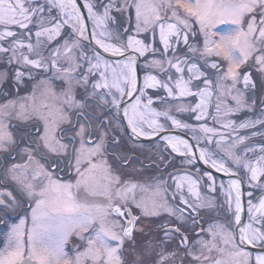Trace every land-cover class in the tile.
Listing matches in <instances>:
<instances>
[{
  "label": "snow or ice",
  "instance_id": "1",
  "mask_svg": "<svg viewBox=\"0 0 264 264\" xmlns=\"http://www.w3.org/2000/svg\"><path fill=\"white\" fill-rule=\"evenodd\" d=\"M83 8L0 0V264H264V0Z\"/></svg>",
  "mask_w": 264,
  "mask_h": 264
},
{
  "label": "flooded vegetation",
  "instance_id": "2",
  "mask_svg": "<svg viewBox=\"0 0 264 264\" xmlns=\"http://www.w3.org/2000/svg\"><path fill=\"white\" fill-rule=\"evenodd\" d=\"M151 143H153V142H151ZM151 143H141V142H137L134 140H130L128 138V135L126 132L125 139L122 141L121 145L119 146V148L117 150L132 155L133 163H135L139 167H144V165L141 164V161H144L145 163H147V161H145V156L148 153H147L146 149L140 148L137 145L138 144H144V145L150 147ZM180 159L181 158L177 157L176 158L177 162ZM196 167L200 168L197 164H196ZM200 169L203 170L202 168H200ZM171 170L172 169L169 168V169H166L165 171H171ZM122 171L125 174L128 173L127 169H124ZM144 174L150 176V175H158L159 173L156 171L155 166L153 165L152 168L146 169ZM63 178L64 179H71V176H64ZM3 189H10L13 191L14 195L19 197V193L16 192L14 186L11 183H9L7 185H0V190H3ZM27 208H28V204L26 201L24 202L22 208L15 210V211L0 208V250H2V248L4 246L5 241L3 239V236H4V234H6L8 232L9 226L12 224L18 223L20 218H24L23 211H26ZM25 216H27V215H25ZM168 247H169V250H171L173 247H175V244H170Z\"/></svg>",
  "mask_w": 264,
  "mask_h": 264
},
{
  "label": "rangeland",
  "instance_id": "3",
  "mask_svg": "<svg viewBox=\"0 0 264 264\" xmlns=\"http://www.w3.org/2000/svg\"><path fill=\"white\" fill-rule=\"evenodd\" d=\"M226 27L227 26H224V25H221V26H219L217 29H216V31L220 34V35H224V34H227V31H226ZM213 59H218V58H213ZM221 63H223L222 61H220ZM0 67H3L2 65H0ZM245 71V69H241V72L243 73ZM253 75H254V78H256L255 77V72H254V70H253ZM242 115H248L247 113H245V114H242ZM186 118V117H185ZM255 143H261V142H264V141H260V140H257V141H254ZM151 145H152V143H151ZM151 145H150V147H151ZM149 147V146H148ZM217 180L218 181H221L222 179H220V178H218L217 177ZM223 181V180H222ZM247 190V189H246ZM23 215L25 216V215H30V209H29V207L27 208V210L26 211H23ZM150 235H152V233H149ZM137 235H139L138 236V241H140V242H143V241H145V240H147L148 239V237H146V236H143L142 234H137ZM68 250L69 251H71V244L68 246Z\"/></svg>",
  "mask_w": 264,
  "mask_h": 264
},
{
  "label": "water",
  "instance_id": "4",
  "mask_svg": "<svg viewBox=\"0 0 264 264\" xmlns=\"http://www.w3.org/2000/svg\"><path fill=\"white\" fill-rule=\"evenodd\" d=\"M80 3H81V10H82V12H84L85 15H86V9L83 8V0H80ZM138 72L142 74V69L138 68ZM125 128H126V124H125ZM127 131H128V130L126 129V132H127ZM178 134L183 135V133H178ZM185 138H188V137H185ZM157 140H159V137H157ZM137 142H141V143H151V141H137ZM197 165H198L200 168H202L203 170H206V171H210V172H212V174H213L214 176H216V177L222 179V180L225 181V182H226L227 179H228V177H225L222 173H217V172H215V170L207 168V166L203 165V164L200 163V162H197ZM245 191H246V187H245Z\"/></svg>",
  "mask_w": 264,
  "mask_h": 264
},
{
  "label": "trees",
  "instance_id": "5",
  "mask_svg": "<svg viewBox=\"0 0 264 264\" xmlns=\"http://www.w3.org/2000/svg\"><path fill=\"white\" fill-rule=\"evenodd\" d=\"M156 222H158V221H155L154 223H156ZM151 227H152V225H149V228H151ZM150 233H151V232H150ZM138 236H139V235H137V238H138Z\"/></svg>",
  "mask_w": 264,
  "mask_h": 264
}]
</instances>
